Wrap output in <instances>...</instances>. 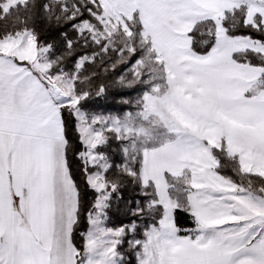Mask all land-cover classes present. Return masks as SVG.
Wrapping results in <instances>:
<instances>
[{
    "label": "snow or ice",
    "instance_id": "snow-or-ice-1",
    "mask_svg": "<svg viewBox=\"0 0 264 264\" xmlns=\"http://www.w3.org/2000/svg\"><path fill=\"white\" fill-rule=\"evenodd\" d=\"M0 264H264V0H0Z\"/></svg>",
    "mask_w": 264,
    "mask_h": 264
}]
</instances>
